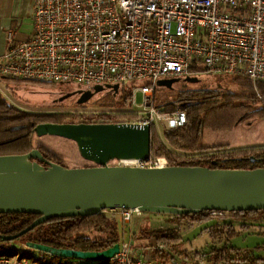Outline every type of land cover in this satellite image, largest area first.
<instances>
[{
  "label": "built area",
  "instance_id": "2783aa9c",
  "mask_svg": "<svg viewBox=\"0 0 264 264\" xmlns=\"http://www.w3.org/2000/svg\"><path fill=\"white\" fill-rule=\"evenodd\" d=\"M32 19L34 28L27 39L15 42L9 34L8 48L0 55V78L83 87H121L147 79L132 90L136 117L129 118L130 109L111 111L125 116L116 122H166L169 129L186 125L182 108L164 112L157 106L156 87L159 79L192 77V67L246 76L255 88L264 81V0H34ZM138 92L142 103L137 102ZM258 95L264 105V97ZM168 165L166 158L150 157L133 166ZM101 213L116 214L127 225L142 211L117 207ZM118 242L119 252L107 262L70 258L69 264H216L209 258L211 250L188 257L154 240L141 244L123 236ZM27 247L24 241L13 242L11 253H0V264H44L43 252L28 257Z\"/></svg>",
  "mask_w": 264,
  "mask_h": 264
},
{
  "label": "water",
  "instance_id": "95a60500",
  "mask_svg": "<svg viewBox=\"0 0 264 264\" xmlns=\"http://www.w3.org/2000/svg\"><path fill=\"white\" fill-rule=\"evenodd\" d=\"M180 79H159L157 84L171 87ZM183 80L195 82L198 79L186 77ZM92 88L93 91H78L82 93L78 103H85L107 89L117 93L119 85ZM35 134L74 140L81 156L95 165L63 166L46 160L38 148L26 154L0 155V214L38 215L22 231L5 236L7 241L20 238L52 218L91 216L107 208H137L142 212L176 215L264 210V167L110 165L115 159L150 158L149 125L44 122L35 127ZM26 245L50 255L95 262L109 261L120 249L119 242L103 250L88 251L32 241H27Z\"/></svg>",
  "mask_w": 264,
  "mask_h": 264
},
{
  "label": "trees",
  "instance_id": "16d2710c",
  "mask_svg": "<svg viewBox=\"0 0 264 264\" xmlns=\"http://www.w3.org/2000/svg\"><path fill=\"white\" fill-rule=\"evenodd\" d=\"M201 71L207 70L204 67H192L190 73L192 77H196L197 73ZM229 76H231L232 83L238 87L236 90H225L227 88L221 85L220 89H187L179 95L176 102L169 101L161 105L174 111L173 109L178 106V103L182 102L180 108L187 113V123L183 127L165 131L163 138L158 133L157 127L151 126L150 157L152 159L166 158L169 165L231 169L264 167V147L230 150L228 144L206 146L202 141L203 131L206 128L231 130L243 120V115L249 116L252 114L251 116L258 118L264 115V105L258 95L264 97V81H258L256 89L255 84L249 77ZM159 87V85L156 87V94ZM124 89V84H122L117 93L113 91L112 93L115 100L116 96L121 93L120 98L123 99L125 104H129L132 91L125 92ZM110 101L113 102V98ZM157 106L160 107V105ZM63 117L64 115L60 114L25 111L9 102L0 93V155L31 152L35 149L33 147L35 127L44 122L63 123ZM123 119H125V116L121 113H101L97 116L96 122H116ZM83 121L94 123V121ZM38 148L51 161L66 166L62 159L51 153L47 148ZM225 149L226 151H224ZM175 150L187 152L221 151L187 157L178 155ZM230 213L241 215V219L245 221L264 219V210ZM36 218H38V215L32 213L0 214V247L8 245L10 242L4 240L5 236L22 231ZM213 218L211 211L172 215L167 219V222L173 225L150 228L148 231L142 229L136 241L142 244L147 240H154L162 242L167 247H173L172 244L182 240L179 230L183 225L193 226L196 223L211 221ZM220 225L227 228L229 235L236 233L233 225L218 223L209 226L205 231L209 232L210 235H217ZM246 228H248L247 225L242 223L241 229ZM20 238L24 242L32 241L57 248H72L84 251L103 250L113 246L120 240L119 221L111 219L104 213L83 217L52 218L36 226ZM260 249L264 250V245L258 246V250ZM254 251V249H239L225 244L221 248H212L209 258L216 264L220 261H224L225 264H264V256H258ZM2 253L9 254L11 250L9 248L4 249ZM43 255H45V252H43ZM70 260V258L51 255L43 263L69 264Z\"/></svg>",
  "mask_w": 264,
  "mask_h": 264
},
{
  "label": "rangeland",
  "instance_id": "374dc122",
  "mask_svg": "<svg viewBox=\"0 0 264 264\" xmlns=\"http://www.w3.org/2000/svg\"><path fill=\"white\" fill-rule=\"evenodd\" d=\"M196 78L198 80L195 82H183L176 85L172 84L171 87L160 86L156 94V104L160 105L164 112H170L172 110L169 107L161 105L169 101L176 102L177 99H179V95L187 89H220L221 86L224 88L226 87L227 89L225 90H236L238 88L232 83L231 76L229 75H219L208 71H201L197 73ZM146 83H148L147 79H135L125 83L124 90L125 92H131L133 88H139ZM77 90V84L68 82L52 83L32 79L5 80L0 78V93L9 102L29 112L64 115L62 118L63 123H86L83 120L94 121L95 123L99 114L110 113L111 111H117L119 109H130L133 113L129 115V118L134 119L136 117V113H134V111L137 108L132 106L130 103L125 104L123 99L120 98L121 93L116 96L115 100V96L112 91L107 89L96 94L87 103L78 104V97L76 95ZM111 98H113V102L110 101ZM137 102H143L141 92H138L137 94ZM181 103L182 102H179L178 106L173 110L180 108L182 106ZM251 115L252 114L249 116L243 115V120L231 130H214L212 128H206V130L204 129L202 136L203 143L226 144L227 142L230 143L231 141L236 140L237 142L247 141L249 144H258V142L261 144V142H264V115L261 118ZM156 127L162 138L165 131L171 130L168 128L166 122H159ZM33 147L35 149L38 147L47 148L51 153L62 159L67 167H84L94 165L92 161L86 160L81 156L76 142L69 138L55 135H44L40 137L34 133ZM256 147H264V145L252 146L248 148ZM219 151L221 150H206L199 152L175 150V153L181 156L191 157L199 154L217 153ZM224 151H226V149ZM119 163L120 160L116 159L110 162L111 165H118ZM172 215L176 214L142 212L139 215H135L131 223L127 225H123L116 214H113V216L109 214L108 217L119 221L120 238H123L124 236L127 240H131L132 238L134 240H138L142 229H146L148 231L150 228L153 229L161 226L173 225L167 222V219H169ZM212 216H214L213 220L208 222L196 223L193 226L183 225L179 230V235L182 240L178 243L172 244L174 251L178 253L181 252L188 257H193L194 253L207 252L209 250L212 251V248H221L227 244V246H233L239 249H254L255 254H260L258 253L260 252L258 250V246L263 242V236L261 233L256 231H259L264 227L263 219H250L245 221L241 219V215H233L230 212H227L224 215ZM216 223L231 224L233 225L236 233L229 235L227 228L222 225H220L217 235H210L209 232L205 231L206 228ZM242 223H245L248 228L242 230L240 228ZM21 240L22 238L15 239L14 241H10L8 245L0 247V253H2L4 249H10L13 242H19ZM26 252V256L28 257H38L41 251L27 247ZM46 254L48 253H45V257H42L41 259L42 261L47 260L48 255Z\"/></svg>",
  "mask_w": 264,
  "mask_h": 264
},
{
  "label": "crops",
  "instance_id": "0c3cea01",
  "mask_svg": "<svg viewBox=\"0 0 264 264\" xmlns=\"http://www.w3.org/2000/svg\"><path fill=\"white\" fill-rule=\"evenodd\" d=\"M33 4H34V0H0V55L3 54L8 48L9 34H12L15 42L23 41L31 35L34 28V23L32 19ZM216 144H224V143H215V144L204 143V145L206 146L216 145ZM226 144L230 146L229 149H244L252 146H263L264 142H261V144H259V142L258 144H254V143L249 144V142L247 141L237 142L235 140V141H231L230 143L227 142ZM256 232L262 234L263 242L260 243L259 246H263L264 227ZM259 251L260 252L258 253L260 254H256V255L264 256V250L260 249Z\"/></svg>",
  "mask_w": 264,
  "mask_h": 264
},
{
  "label": "flooded vegetation",
  "instance_id": "af4514ba",
  "mask_svg": "<svg viewBox=\"0 0 264 264\" xmlns=\"http://www.w3.org/2000/svg\"><path fill=\"white\" fill-rule=\"evenodd\" d=\"M186 83L184 80H179L178 82H174L173 84H179V83ZM77 87H78V90H77V93H76V95H77V103H78V101H79V99L81 98V95H82V93H79L78 91L79 90H82V92H85V91H88V90H92L93 91V88L92 87H83V86H80V85H77ZM94 97V96H93ZM92 97V98H93ZM91 100V99H90ZM90 100H88V101H90ZM87 101V102H88ZM87 102H85V103H87ZM78 104H80V103H78ZM81 104H84V103H81ZM86 123H89V122H86ZM42 153V152H41ZM42 155H43V157L46 159V160H48V161H51L49 158H47L43 153H42ZM51 162H53V161H51ZM55 163V162H54ZM95 165V164H94ZM93 165V166H94Z\"/></svg>",
  "mask_w": 264,
  "mask_h": 264
},
{
  "label": "bare ground",
  "instance_id": "6f19581e",
  "mask_svg": "<svg viewBox=\"0 0 264 264\" xmlns=\"http://www.w3.org/2000/svg\"><path fill=\"white\" fill-rule=\"evenodd\" d=\"M136 159H122L120 160V165H129V166H133L136 163Z\"/></svg>",
  "mask_w": 264,
  "mask_h": 264
}]
</instances>
